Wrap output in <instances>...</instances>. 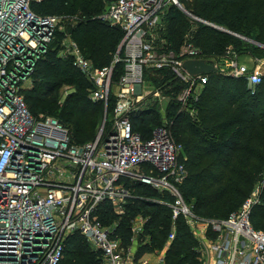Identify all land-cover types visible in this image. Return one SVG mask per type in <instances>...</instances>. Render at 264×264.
I'll return each instance as SVG.
<instances>
[{
	"label": "built area",
	"instance_id": "1",
	"mask_svg": "<svg viewBox=\"0 0 264 264\" xmlns=\"http://www.w3.org/2000/svg\"><path fill=\"white\" fill-rule=\"evenodd\" d=\"M43 2L0 0V264H61L66 242L74 234L101 252L99 264H165L180 216L197 236L201 264H264V230L251 220L262 184L226 219L196 215L179 191L188 171L183 146L174 141L166 119L144 138L134 131L129 115L143 104L150 71L173 73L183 85L176 101L192 118L209 74L245 79L250 88L264 78V56L241 55L232 48L208 60L214 63V72H187L184 62L205 60L204 52L190 34L179 49L167 47L165 17L171 7L192 23L227 32L263 50L264 44L195 16L181 0H105L107 9L97 19L120 28L124 38L112 63L99 68L70 33L82 20L80 15L36 13L32 5ZM51 51L73 62L93 85L91 98L103 102L106 111L110 98L115 99L110 130L106 133L103 125L93 142L73 145L62 123L50 116H33L25 103V85ZM242 57H248L251 65L242 63ZM118 64L123 73L115 81ZM161 93L154 88L148 95L159 98ZM138 183L173 200H152L172 210L173 224L164 248L141 256L140 248L151 242L147 218L139 214L131 220L127 240L117 223L105 225L100 218L105 204L116 215H125Z\"/></svg>",
	"mask_w": 264,
	"mask_h": 264
},
{
	"label": "trees",
	"instance_id": "2",
	"mask_svg": "<svg viewBox=\"0 0 264 264\" xmlns=\"http://www.w3.org/2000/svg\"><path fill=\"white\" fill-rule=\"evenodd\" d=\"M181 2L195 16L264 44V0ZM103 4V0H44L41 4H33L32 8L42 15H80L82 20L70 28V33L84 56L103 68L112 63L124 38L120 28L97 19L104 12ZM165 23L164 37L171 50L179 49L185 36L190 34L207 61L222 56L230 47L241 55L264 56V50L227 32L199 22L192 23L175 6L169 9ZM156 72L163 77L155 80L154 87L171 95V102L164 114L159 105L132 111L129 115L134 131L149 138L152 130L166 119L174 141L183 146L188 171L179 191L198 216L226 219L242 206L258 184H262L261 200L254 207L251 220L255 228L264 230V78L250 88L245 79L209 74L195 105L196 116L192 118L176 101L183 88L181 82L171 71ZM122 73L123 65L118 64L114 79L118 80ZM33 79V88L24 95L33 116L44 113V116L57 117L68 129L73 145L96 140L105 105L89 98L93 85L71 60H62L51 51L38 63ZM64 85L74 91L61 106L59 90ZM114 106L115 99L111 97L109 117ZM110 127L108 119L106 133ZM133 188L136 198L128 202L125 215H116L112 207L105 204L100 212L101 221L105 225L117 223L127 240L131 236V220L141 214L148 219L146 235L151 242L141 247L138 255L144 250L160 251L172 228V210L152 200H173L170 195L160 194L148 185L138 183ZM176 227V238L167 251L165 264H201L196 252L198 242L183 216L178 217ZM101 257V252L91 250L80 234H74L66 242L61 264H99Z\"/></svg>",
	"mask_w": 264,
	"mask_h": 264
},
{
	"label": "rangeland",
	"instance_id": "3",
	"mask_svg": "<svg viewBox=\"0 0 264 264\" xmlns=\"http://www.w3.org/2000/svg\"><path fill=\"white\" fill-rule=\"evenodd\" d=\"M103 2H104V4H103V6H104V8H103V11H105L106 9H107V3L105 2V0H103ZM242 36V35H241ZM236 37V36H235ZM244 37H246V38H248L247 36H244ZM237 38H239L241 41H243V42H248L249 44H252L253 46H256V47H258V48H260L257 44H254V43H251V42H249V41H244L243 39H241L240 37H237ZM121 46V44L119 45V47ZM119 47H118V49H119ZM231 48V47H230ZM261 49V48H260ZM263 50V49H262ZM90 60V59H89ZM91 61V60H90ZM92 62V61H91ZM241 62L242 63H244V64H246V65H248V66H250L251 65V61L249 60V58L248 57H242L241 58ZM163 72H165V71H163ZM263 73H264V71H263ZM163 77V74H160V73H158V72H156V71H150V72H147V74H146V78H145V83H144V86H145V88H146V92L143 94L144 96H145V98H144V100H143V104H141L142 106H139V107H141V108H148L149 106H151V105H158L159 104V106H160V108H161V110L162 111H167V108H168V106H169V103L171 102V95L170 96H165V94H163V93H161V97H159V98H157V97H155L154 95L153 96H151V95H148L149 94V90H152V89H154L155 87V84H154V82H155V80H158V79H160V78H162ZM115 81L117 80V79H114ZM33 86H34V79H32V81L31 82H28L26 85H25V89H24V95L27 93V91H29V90H31L32 88H33ZM168 90V89H167ZM74 91V89L72 88V87H70V86H68V85H64V86H62V88L59 90V104L62 106L63 105V103L65 102V100H66V98L69 96V94H71L72 92ZM164 96H165V98H164ZM93 102H98V101H94L92 98H91V95H90V97H89ZM99 102H101V101H99ZM149 104V105H148ZM40 108V107H39ZM107 111H108V109H107ZM107 111H106V107L104 106V116H103V121L101 122V124H102V126L103 125H105L107 122L106 121H108V119H109V113H107ZM108 114V115H107ZM164 114V113H163ZM40 115H44V113L43 114H40ZM54 116V115H53ZM56 117V116H55ZM57 118V117H56ZM102 126H100L101 128H102ZM259 185H261V184H258L257 186H259ZM190 207L193 209V207H192V205H190ZM241 207V206H240ZM239 207V208H240ZM238 208V209H239ZM237 209V210H238ZM236 210V211H237ZM194 236L197 238V236L194 234ZM83 239L85 240V242L88 244V246H89V248L91 249V250H94V248H93V246H92V244L87 240V238H85V237H83ZM145 251L146 250H144L142 253H141V255H145ZM140 253V252H139Z\"/></svg>",
	"mask_w": 264,
	"mask_h": 264
},
{
	"label": "water",
	"instance_id": "4",
	"mask_svg": "<svg viewBox=\"0 0 264 264\" xmlns=\"http://www.w3.org/2000/svg\"><path fill=\"white\" fill-rule=\"evenodd\" d=\"M122 46H120V51ZM184 69L192 75L214 72V63L207 60H187L183 64Z\"/></svg>",
	"mask_w": 264,
	"mask_h": 264
}]
</instances>
